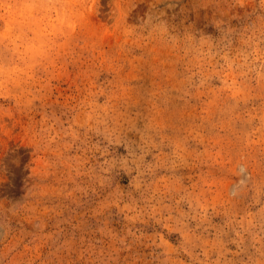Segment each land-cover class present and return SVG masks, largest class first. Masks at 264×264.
I'll use <instances>...</instances> for the list:
<instances>
[{"label":"rangeland","instance_id":"1","mask_svg":"<svg viewBox=\"0 0 264 264\" xmlns=\"http://www.w3.org/2000/svg\"><path fill=\"white\" fill-rule=\"evenodd\" d=\"M0 264H264V0H0Z\"/></svg>","mask_w":264,"mask_h":264}]
</instances>
